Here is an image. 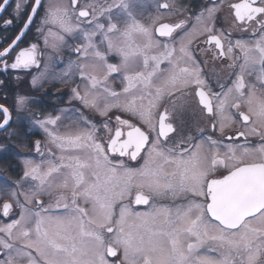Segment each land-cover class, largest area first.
<instances>
[{
	"label": "snow or ice",
	"instance_id": "snow-or-ice-1",
	"mask_svg": "<svg viewBox=\"0 0 264 264\" xmlns=\"http://www.w3.org/2000/svg\"><path fill=\"white\" fill-rule=\"evenodd\" d=\"M9 3L0 2V13ZM41 6L42 0L26 5L23 27L0 50L4 71L40 66L39 43L20 42ZM225 6L230 27L250 32L248 40L233 42L217 27ZM133 7L134 0H69L50 5L41 19L37 33L45 50H57L67 38L79 41L72 51L85 90L71 89L69 104L80 105L78 126L64 133L58 131L62 115L37 114L27 95L17 94L11 106L0 103V130L27 113L50 145L46 159L44 145L34 142L40 161L25 158L13 190L0 196L3 217L14 205L20 209L18 218L0 224V264H264V0H208L195 24L164 23L159 14L142 23ZM171 7L157 4L158 10ZM193 42L238 69L219 91ZM113 74L120 76L119 92L110 86ZM165 96L174 110L179 98L195 102L207 115L208 134L179 132L163 107ZM237 121L240 128L226 133ZM250 137L259 144L248 143ZM24 184L29 188L21 191Z\"/></svg>",
	"mask_w": 264,
	"mask_h": 264
},
{
	"label": "flooded vegetation",
	"instance_id": "flooded-vegetation-1",
	"mask_svg": "<svg viewBox=\"0 0 264 264\" xmlns=\"http://www.w3.org/2000/svg\"><path fill=\"white\" fill-rule=\"evenodd\" d=\"M2 2V0H0ZM21 3V9L19 13L16 11V3ZM33 0H10L6 10L0 13V50L11 44L12 40L19 33L23 27L24 22L27 20V15L30 12V8L26 5H30ZM101 0H79L81 5L85 3H98ZM169 3L173 7L170 9H157L158 3ZM238 2V0H234ZM208 3V0H134V7L132 9L133 14L140 22L148 21L144 18V10L151 9V15L149 17H155L156 15H163L164 12H168L170 16L163 17L161 22L164 23H176L179 19L186 20L189 24L196 23V14L203 10V6ZM69 0H42V6L39 9L38 15L35 17L29 30L26 32L21 43V47L27 46L30 43H39L40 48L44 51V55L39 58L40 66H33L28 70H3V66L0 65V81L4 83L0 85V103H7L11 106L14 97L17 94L27 95L32 101L31 108L33 111L40 114L41 112L48 114L62 115V123L58 131L64 133L69 131L65 128L67 121H78V115L74 111L79 108V102L73 101L69 104V99L72 95L71 89L79 85L81 92L85 90L83 81L79 77L78 70L75 68V63L78 60L76 54L73 53L72 48L79 43V41L67 38V44L59 47L57 50H53L49 47L47 50L44 48L43 39L39 38L37 33V27L41 24V19L45 16L46 10L50 5H68ZM151 6V7H150ZM155 14L153 16V14ZM182 13V15H179ZM147 15V13H146ZM11 19L13 23L11 25H5L4 21ZM151 19V18H150ZM231 20V16L225 6L223 15L217 23L218 28H223L231 39L235 42L238 38L248 40L251 37V33H244L230 27L228 21ZM158 27V25H157ZM162 42H167L166 38H159ZM52 40H49L51 45ZM177 48L179 45H176ZM206 47L199 42H193L192 48L195 51V55L199 59L202 65L203 72L205 73L208 81L211 83L214 90L219 91L220 84H229L231 79H234L232 73L238 71L228 67L230 61L227 59H213L210 55H206L200 51L201 48ZM237 54H239V51ZM73 62V67L69 70V62ZM110 62L118 63V57H110ZM239 63V61H238ZM135 67V66H134ZM115 79L110 81V86L116 91H120L121 79L119 74H113ZM19 77V79H17ZM33 77L36 78V83L33 84ZM6 97V100H5ZM177 108L173 109V104L169 102L168 97H163V107H167L169 112L173 113V119L179 132L185 136H191L193 138L199 137L201 133L208 134L209 125L207 115L203 113L200 108L193 101L185 102L183 98H179L177 101ZM181 103H184V107H179ZM69 110L66 113H61V110ZM85 114L90 118H97V113L84 110ZM115 111V110H113ZM125 116L123 113H119ZM109 115H112L111 113ZM125 118H127L125 116ZM114 123V117H113ZM240 128V124L237 121L232 127L225 128V132L229 135H233L235 131ZM76 129V128H74ZM71 129V130H74ZM9 133L14 135L10 138ZM216 137L223 139L220 136L219 131L216 132ZM40 140L44 145L42 151L45 152L46 159L48 158L49 142L42 129L33 126L28 119V114L25 113L19 118L14 117V122L11 128L7 131L0 130V145H6V151H0V196L13 190V185L22 176L24 169V159L32 158L35 162L40 161V157L34 151V142ZM225 144L228 141H224ZM235 143V142H234ZM240 144H244L243 137L238 141ZM248 143L252 145L259 144V137H250ZM52 152H54L57 158L62 155L54 146H51ZM221 151L224 149L221 148ZM135 165V162H131ZM23 185V189L28 190L29 185ZM20 199L23 201V196ZM47 199V197H44ZM171 203V202H168ZM138 210H145L146 206H135ZM20 209L13 206L10 213V217L5 218L0 214V223L5 220H9L12 217L18 218ZM112 259V258H109Z\"/></svg>",
	"mask_w": 264,
	"mask_h": 264
},
{
	"label": "rangeland",
	"instance_id": "rangeland-1",
	"mask_svg": "<svg viewBox=\"0 0 264 264\" xmlns=\"http://www.w3.org/2000/svg\"><path fill=\"white\" fill-rule=\"evenodd\" d=\"M151 7V6H150ZM151 12H152V10L149 8H147L146 10H144V18L145 19H147V20H150V18H152V17H149L148 15H150V16H152L151 15ZM146 13H147V15H146ZM153 14V13H152ZM155 14H153V16H154ZM163 17H168V16H170V14L168 13V12H164L163 13V15H162ZM134 67V66H133ZM85 84H86V82L85 81H83V85L85 86ZM174 103H177V102H174ZM77 126H78V124H77V122H75V121H67V123L65 124V128L67 129V130H71V129H74V128H77ZM37 162H39V161H37ZM135 166V165H134ZM28 186V184L26 185V187ZM27 190V189H26ZM22 191H25V190H22ZM24 199V198H23ZM22 201V200H21ZM143 211V210H142ZM7 222H10V219L9 220H5V221H3L2 223H0V224H3V223H7Z\"/></svg>",
	"mask_w": 264,
	"mask_h": 264
}]
</instances>
